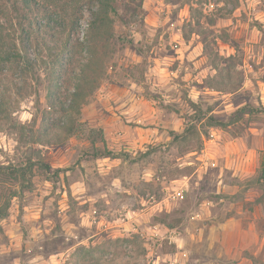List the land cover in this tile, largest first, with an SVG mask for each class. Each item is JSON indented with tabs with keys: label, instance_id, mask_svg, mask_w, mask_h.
<instances>
[{
	"label": "rangeland",
	"instance_id": "1",
	"mask_svg": "<svg viewBox=\"0 0 264 264\" xmlns=\"http://www.w3.org/2000/svg\"><path fill=\"white\" fill-rule=\"evenodd\" d=\"M116 8L73 135L48 113L45 70L18 59L0 71V264H264V0ZM89 19L84 8L80 40ZM14 21L0 4V23ZM212 61L233 91L209 87ZM48 114L52 143L36 144Z\"/></svg>",
	"mask_w": 264,
	"mask_h": 264
},
{
	"label": "trees",
	"instance_id": "2",
	"mask_svg": "<svg viewBox=\"0 0 264 264\" xmlns=\"http://www.w3.org/2000/svg\"><path fill=\"white\" fill-rule=\"evenodd\" d=\"M117 1L0 0V4H10L15 17L13 25L9 28L0 23V71L7 64L19 60L26 70H45L47 79L45 98L50 109L48 113L58 112L65 117V120L57 125L65 138L76 132L80 110L93 97L105 73V63L112 53L111 45L115 38ZM84 8L88 9L90 19L80 40L77 23L82 17ZM196 25L199 28V20ZM61 29L63 31L67 29L65 34L67 39L60 42L59 48L49 46L47 38L55 39L63 33ZM16 33H18V41L15 39ZM199 33L203 41L205 36L202 32ZM29 48L32 55L28 54ZM78 48L83 50V55L79 58L76 56ZM215 56L218 57L217 54ZM62 63L66 64L63 78L60 73ZM211 66L220 76V80L217 82L211 79L209 87L217 88L219 91H233L229 69L218 68L214 61ZM223 70H226L225 73ZM3 105L0 94V112L3 110ZM49 114L44 115L39 122L38 134L34 141L36 144L52 143L47 140L53 137V129L48 122ZM207 124L211 127L226 126L211 117L207 118ZM56 137L58 141L61 140L60 134ZM42 139H46V142ZM109 155L110 152L102 154L103 157ZM261 175L264 177V166Z\"/></svg>",
	"mask_w": 264,
	"mask_h": 264
}]
</instances>
